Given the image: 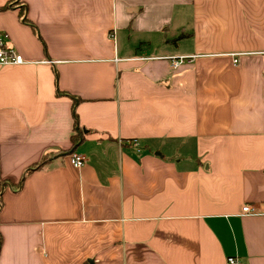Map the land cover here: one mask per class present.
Here are the masks:
<instances>
[{
    "label": "crops",
    "instance_id": "1",
    "mask_svg": "<svg viewBox=\"0 0 264 264\" xmlns=\"http://www.w3.org/2000/svg\"><path fill=\"white\" fill-rule=\"evenodd\" d=\"M0 30V264H264V0H0Z\"/></svg>",
    "mask_w": 264,
    "mask_h": 264
},
{
    "label": "built area",
    "instance_id": "2",
    "mask_svg": "<svg viewBox=\"0 0 264 264\" xmlns=\"http://www.w3.org/2000/svg\"><path fill=\"white\" fill-rule=\"evenodd\" d=\"M9 39H10L9 33L7 31L0 30V66L21 65L22 63L27 62V60L24 59L21 53L17 52L15 48H13L11 45H8ZM185 59L186 56H182L178 58L171 57L170 65L172 68H176L183 61H185ZM233 62L236 63L237 60L234 59ZM68 160L71 166L74 168H81L86 161L83 154L81 155L74 151L68 154ZM242 212L255 214L256 210L252 205L246 204L242 207ZM227 264H241V262L237 257L233 256V257H227Z\"/></svg>",
    "mask_w": 264,
    "mask_h": 264
},
{
    "label": "trees",
    "instance_id": "3",
    "mask_svg": "<svg viewBox=\"0 0 264 264\" xmlns=\"http://www.w3.org/2000/svg\"><path fill=\"white\" fill-rule=\"evenodd\" d=\"M9 6V4H7V5H4V7H3V9L5 8V7H8ZM26 20V19H25ZM75 142L77 141V137H76V140H74ZM74 142V143H75ZM73 143V144H74ZM74 150H72V149H70L68 152H66V153H63L64 155H68V154H70L71 152H73ZM42 166V162L41 163H39L38 165H35L33 168H36V169H39V167H41ZM30 170H32V168H29V169H27V171H30ZM0 242H1V239H0Z\"/></svg>",
    "mask_w": 264,
    "mask_h": 264
},
{
    "label": "water",
    "instance_id": "4",
    "mask_svg": "<svg viewBox=\"0 0 264 264\" xmlns=\"http://www.w3.org/2000/svg\"><path fill=\"white\" fill-rule=\"evenodd\" d=\"M75 131L78 133L79 137H80V140L82 139V134H81V131L79 130L78 127H76Z\"/></svg>",
    "mask_w": 264,
    "mask_h": 264
}]
</instances>
